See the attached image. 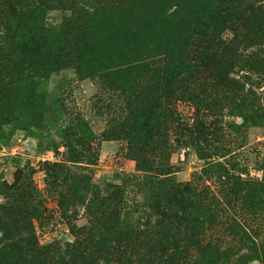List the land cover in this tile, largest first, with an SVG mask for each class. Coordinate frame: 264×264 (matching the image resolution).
<instances>
[{
	"label": "rangeland",
	"instance_id": "1",
	"mask_svg": "<svg viewBox=\"0 0 264 264\" xmlns=\"http://www.w3.org/2000/svg\"><path fill=\"white\" fill-rule=\"evenodd\" d=\"M137 1L131 5L126 3L121 9L111 8L109 13H104L105 19L95 14L91 6L94 0H75L71 4L77 17L86 16L85 28L101 34L105 42L102 51L111 62L80 71L66 69L34 79L37 82L34 87L21 84V92L29 101L12 111L10 120L0 125L4 132L0 136V183L11 184L16 176L28 180L24 187H28L35 202L42 207V218L33 222L41 245L72 243L76 238L71 230L83 229L78 237L87 241L89 251L85 255L90 258L87 263V258H76V264H135L145 256L132 258L127 248L115 242V237L113 241L102 232L96 234V230L91 231L90 237L86 233L92 219L86 206L91 202L102 204L105 199L110 201L115 187L122 194L119 226L140 234L149 243L156 234H165L162 217L153 210L162 196L170 195L177 188L206 192L213 204L225 212L218 216V225L207 238L222 240V249L227 247L236 255L238 238L223 234L231 221L238 222L253 239L254 233L264 239V71L257 74H248L246 69L240 71L243 62L264 65V45L245 48L236 22L230 27L223 26L222 30L213 26L214 16L221 23L222 18L226 20L224 13L230 15L227 5L232 0H187L178 7L176 0H146L144 10L133 21L123 20L121 14ZM61 13L68 14L60 8L49 12L48 25L55 26ZM203 24L216 32L222 31L223 40H233L234 34L237 35L232 60L237 85L231 91L225 90L210 74L212 70L208 71L210 66H198L194 96L199 97L201 106L197 108L180 97L168 105L175 107L183 124L191 125L195 118L202 121L204 136L198 138L183 126H166L163 141L167 139L171 146L168 157L159 158L158 153L152 158L157 171H140L130 152L131 146L114 130L116 118L130 115L128 106L141 88L143 99L149 102L148 95L144 96L146 86L153 84L159 75L157 68L162 70L167 62L160 61L164 50L180 54L182 59L197 57L192 42L182 46L185 40L182 30L189 33L191 40H196ZM114 79L120 82L124 92L110 89ZM238 93L246 98L243 102L235 100L236 96L240 98ZM162 102L161 106L166 105ZM247 112L257 115L255 122H242L240 115ZM77 123L81 127L75 131L76 138L83 144L82 149L75 147L73 138L67 137L68 129ZM69 146L75 152H82L76 161H66ZM90 161L94 163L89 165ZM54 164L62 168L52 177L46 165ZM224 173L232 181L238 178L254 189L260 202L257 210L250 211L246 206L239 210L242 202L239 200V206L232 201L228 193L231 181L224 183ZM241 191V196L247 193L244 188ZM252 213L257 215H248ZM122 250L127 254L121 253ZM243 252L240 250L239 254ZM57 257L58 253L53 257L54 264ZM248 264H264V261L250 260Z\"/></svg>",
	"mask_w": 264,
	"mask_h": 264
},
{
	"label": "trees",
	"instance_id": "2",
	"mask_svg": "<svg viewBox=\"0 0 264 264\" xmlns=\"http://www.w3.org/2000/svg\"><path fill=\"white\" fill-rule=\"evenodd\" d=\"M94 1L91 6L95 9V14L105 19L104 13H109L111 8L121 9L126 3L131 5L135 0ZM186 1L176 0L175 5L178 7L179 3ZM230 2L227 5L230 15L224 13L226 20L222 18L221 23L214 16L213 26L222 30L223 26L229 24L230 27L236 22L237 28L241 29L245 48L264 45V0ZM259 2L261 3L257 6ZM71 4H75V0H0V125L10 120L12 111L20 109L23 102L29 101V97L21 92L22 83L34 87L37 85L34 79L46 78L66 69L80 71L89 66L111 62V58L102 51L105 42L101 34L87 30L86 16L77 17ZM146 4V0H138L127 12L125 10L121 14L123 20L133 21ZM57 8L68 14L61 13L60 21L55 26L48 25L46 16ZM182 32L185 38L182 46L192 42L198 53L197 57L182 59L180 54L174 55L169 50H164L165 55L160 61L167 62L163 64L162 70L157 68L159 75L153 84L146 86L144 96L148 95L149 102L143 99L144 89L141 88L132 100L133 103H128L127 111L130 115L123 119L116 118L118 123L114 130L131 146L130 152L138 169H142L140 171H157L155 160L152 159L154 155L159 153V158L168 157L171 146L167 139L163 141L166 137V126H183L185 131L196 134L198 138L204 136L205 125L202 121L198 122L195 118L191 125L183 124L174 111L175 107L168 105L172 99L180 97L197 108L201 106L199 97L194 96V79H198V66H210L208 71L212 70L210 74L225 90L231 91L237 85L232 62L236 34L233 40H223L222 31L216 32L204 24L198 29L196 40H191L188 32ZM242 65L244 67L240 71L246 69L248 74L264 71L262 62L247 61ZM111 84L110 89L124 92L117 79ZM237 95L240 96H236L237 99L234 96L237 101L243 102L246 99L239 93ZM160 102L165 103L167 107L164 104L161 106ZM255 116V113L247 112L241 114L240 119L246 124L255 122ZM78 122L82 123L83 120L79 118ZM79 127V123L70 127L67 137L73 138L75 147L82 149L83 144L76 138L75 132ZM1 130L0 136L4 133ZM70 147H66L67 162L76 161L82 155V152H75ZM93 163L94 161H90L89 165ZM61 166L46 165V169L53 177L61 170ZM224 176V183L231 181L232 188H228V193H231L232 201L238 205L239 200L242 202L239 210L244 206L250 211L257 210L260 202L253 193L254 189L249 184L240 182L238 178L232 181L226 173ZM26 181L28 182L27 179L22 180L16 176L11 184L0 183V264H54L53 257L57 253L55 264H76V258H87V241L78 237L83 229L71 230L76 238L72 243L63 245L61 242H54L41 245L38 242L33 222H39L42 218V207L35 202L32 193L27 190L28 187H24ZM242 188L247 190L243 196L242 191L240 192ZM121 196L120 189L115 187L110 201L104 200L108 203L91 202L86 206L92 218L86 233L90 237L91 231L96 230V234L102 232L113 241L115 237V242L127 248L132 258L145 254L144 259L142 257L139 261L136 260L135 264H248L250 260L264 261V239H259L256 233L253 239L236 221H231L223 234L238 238L236 251L239 254L240 250H243V253L235 255L227 247L222 249V240L207 238L218 225V216L225 212L224 208L213 204V199L206 192L198 193L188 188H177L170 195L162 196L153 210L162 217V227L166 226L163 229L165 234H156L151 243L143 241L140 234L119 226ZM226 203L232 210H236L229 201ZM59 206L62 208L63 204ZM248 215L255 216L257 213ZM121 253L127 254V251L122 250ZM89 258L88 255L86 263ZM126 261L131 263L129 258H126ZM120 262L118 257V263Z\"/></svg>",
	"mask_w": 264,
	"mask_h": 264
}]
</instances>
